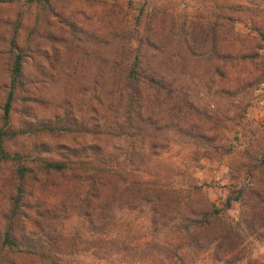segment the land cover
<instances>
[{
  "label": "rangeland",
  "instance_id": "obj_1",
  "mask_svg": "<svg viewBox=\"0 0 264 264\" xmlns=\"http://www.w3.org/2000/svg\"><path fill=\"white\" fill-rule=\"evenodd\" d=\"M15 31L18 46L30 50L24 72L40 82L39 117L51 115L65 98L93 105V96L111 84L99 80L95 90L91 76L119 69L136 49L145 68L189 87L206 112L182 111L184 118L173 122L184 133L164 131L167 142L146 160L136 155L138 142L109 141L108 167L173 190L179 210L152 218L138 207L117 208L105 230L112 242L101 246L90 241L86 217L68 208L47 223L51 237L63 238L55 254L59 264H264V0H58L50 10L0 5V109ZM221 89L236 94L220 95ZM11 118L16 127L19 114ZM91 137L22 135L6 144L20 161L0 164V237L16 169H30L14 220L17 236L28 238L37 207L61 200L49 184L42 186L39 159H57L60 144ZM207 208L218 210L215 220L192 226V210ZM28 262L0 242V264Z\"/></svg>",
  "mask_w": 264,
  "mask_h": 264
},
{
  "label": "trees",
  "instance_id": "obj_2",
  "mask_svg": "<svg viewBox=\"0 0 264 264\" xmlns=\"http://www.w3.org/2000/svg\"><path fill=\"white\" fill-rule=\"evenodd\" d=\"M56 1L0 0V5L17 4L27 8L34 5L41 10H50ZM29 52L16 43V31L11 34V58L7 67V82L2 90L4 102L0 109V164L20 161L18 152L11 153L6 149V144L16 136L82 133L91 134L92 137L73 142L70 146L60 144L55 149L57 159H39L36 173L44 179L42 186L49 184L53 192L61 196V200L51 207H37L29 217L34 230L28 238L17 236L18 228L14 220L19 217V210L24 206L25 179L30 169L22 166L16 169L13 194L7 208L8 225L0 237L1 247L28 257L27 264H59L55 254L63 238L59 235L51 237L47 223L54 220L56 214L66 213L68 208L86 217L85 222L93 231L90 241L101 246H108L112 242L105 240L106 228L113 225L117 208L138 207L152 218L179 210L173 190L116 171L107 166L105 157L109 141L116 139L138 142L140 148L136 155L142 160L157 155L164 142H167L163 137L164 131L177 128V132L184 133L183 128L173 122L174 119L184 118L182 111L193 110L206 114L193 102L191 89L145 68L136 49L131 61L119 62V69L113 68L106 76H91L89 81L95 90L99 80L109 79L111 84L108 91H99L96 100L93 96V105H74L71 99L65 98L55 105L51 115L39 117L35 110L44 105V101L36 95V84L39 86L40 82L24 72ZM217 93L227 97L236 94L227 89L218 90ZM13 112L19 114L16 127L12 123ZM212 209L192 210L193 217L188 219L189 222L196 228L208 227L218 213L217 209ZM20 244L25 250L19 249Z\"/></svg>",
  "mask_w": 264,
  "mask_h": 264
}]
</instances>
